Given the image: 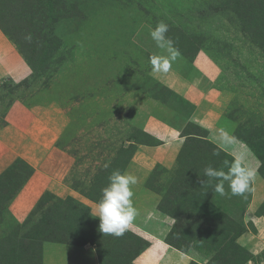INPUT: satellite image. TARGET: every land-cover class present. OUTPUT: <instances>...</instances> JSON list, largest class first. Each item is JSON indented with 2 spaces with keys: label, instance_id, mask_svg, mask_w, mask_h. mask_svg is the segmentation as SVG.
<instances>
[{
  "label": "rangeland",
  "instance_id": "rangeland-1",
  "mask_svg": "<svg viewBox=\"0 0 264 264\" xmlns=\"http://www.w3.org/2000/svg\"><path fill=\"white\" fill-rule=\"evenodd\" d=\"M159 21L178 52L171 76L208 74L206 59L215 73L193 91L221 102L205 96L202 107L153 71L149 58L169 55L150 36ZM0 30L29 76L0 83V125L15 99L63 117L50 157L55 185L95 206L110 173L132 162L134 204L156 205L171 227L167 243L187 264H264V0H0ZM198 106L231 149L208 138L194 119ZM150 121L179 132L161 162L147 157L156 144L145 132ZM236 155L256 176L241 195L225 181L221 195L204 169L227 172ZM15 169L28 173L21 162ZM4 204L0 194V264H42L43 246L85 244L98 264H131L116 254V237L99 230L95 211L71 198L50 191L22 224L4 215ZM148 217L143 227H156Z\"/></svg>",
  "mask_w": 264,
  "mask_h": 264
},
{
  "label": "crops",
  "instance_id": "crops-1",
  "mask_svg": "<svg viewBox=\"0 0 264 264\" xmlns=\"http://www.w3.org/2000/svg\"><path fill=\"white\" fill-rule=\"evenodd\" d=\"M196 58L194 59L196 60ZM203 66L205 70L207 68L208 74L203 72L202 76L198 75L197 77L192 73L189 77L171 76L173 73L170 72L171 70L159 73L165 76L166 83H169L167 85L182 97L193 102L201 101L202 107L206 99L211 97L213 103L217 104L222 101V96L219 97L217 94L202 96L200 91L197 93L193 91L194 87H201V82L208 79L209 74L215 73L214 66L206 59H203ZM27 74L24 60L0 30V83L8 80L14 85L19 84L29 77H26ZM158 79H160L159 74ZM213 96L218 97L213 98ZM203 98L206 99L203 100ZM202 107H196L195 121L206 128L208 138L210 136V139L215 143L222 144L221 147L231 149L234 144L214 130L215 119H210L206 117V114H202ZM1 120L0 194L5 202L4 215H7L15 223L22 224L39 205L45 194L50 191L60 199L68 197L87 206L92 211L95 210L94 203H88L80 195L69 193L53 183L54 178L51 173L58 169V165L56 162L50 161V157L54 152L55 142L63 126L61 115H57L53 109L44 106L28 107L15 99L9 103ZM145 132L156 143L154 146H146L147 157L151 162L163 161L167 150L171 149L176 142L178 143L179 132L177 130L157 125L152 121L147 124ZM136 150L142 154L144 152L141 149ZM52 156L55 158V155ZM17 162L24 165L28 171L27 175L24 171L15 169ZM129 165V170L126 173L132 170L133 163L131 162ZM134 205L139 210L138 215L129 224L124 235L116 237V254L127 258L131 264H187L189 257L175 251L167 243L166 238L171 227H166L168 224L166 218L157 217L156 205L153 202L144 207L137 203ZM147 212L148 214H146ZM148 216L157 220L156 227H143L144 222L149 219ZM142 241L144 247L138 249V245ZM98 259L95 246L91 244L43 246L42 264H98Z\"/></svg>",
  "mask_w": 264,
  "mask_h": 264
},
{
  "label": "clouds",
  "instance_id": "clouds-1",
  "mask_svg": "<svg viewBox=\"0 0 264 264\" xmlns=\"http://www.w3.org/2000/svg\"><path fill=\"white\" fill-rule=\"evenodd\" d=\"M167 32L168 25L164 21H159L150 30V36L157 47L166 49L169 53L167 56L153 55L149 58L154 72H167L171 66L170 61L178 55L172 41L166 37ZM25 40L31 42V34L26 35ZM221 134L227 136V133ZM224 166L228 169L227 172L212 166L204 169V176L217 182L214 186L215 191L223 195L225 181L228 182L233 195H241L250 189L256 173L246 165L245 156L236 155L231 162L225 161ZM107 167L106 164L105 168ZM137 182L135 176L121 172L119 169L113 170L108 176V183L101 190V198L96 202L94 210L95 217L99 219V230L103 234L120 237L137 217L138 209L133 202V186ZM205 182L202 181V184Z\"/></svg>",
  "mask_w": 264,
  "mask_h": 264
}]
</instances>
